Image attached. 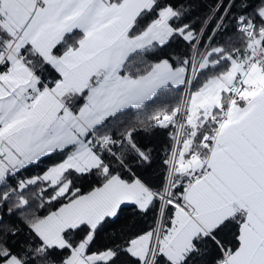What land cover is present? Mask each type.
I'll use <instances>...</instances> for the list:
<instances>
[{
	"label": "snow or ice",
	"instance_id": "snow-or-ice-1",
	"mask_svg": "<svg viewBox=\"0 0 264 264\" xmlns=\"http://www.w3.org/2000/svg\"><path fill=\"white\" fill-rule=\"evenodd\" d=\"M197 7L0 0V264H264V0Z\"/></svg>",
	"mask_w": 264,
	"mask_h": 264
},
{
	"label": "trees",
	"instance_id": "trees-1",
	"mask_svg": "<svg viewBox=\"0 0 264 264\" xmlns=\"http://www.w3.org/2000/svg\"><path fill=\"white\" fill-rule=\"evenodd\" d=\"M182 2L186 6L189 3H193L194 6L197 4L199 5V7H197L196 11L193 13V15L195 16L206 11L207 10L206 5L214 3L215 0H182ZM197 27H199V25H197ZM178 98H179V93L172 92L169 94V97L167 98V102L172 103ZM149 107L152 106L150 105ZM167 131H171V129ZM150 139H151V147L155 149L153 153L155 162L153 163L152 167L147 170L146 175L150 177H154L156 174L159 173L161 169V162L164 158L165 143L168 140L167 132L165 130H158L154 135L150 137ZM133 211L134 210L131 208L124 209L120 214V218L110 227H108L106 231L101 233V240L103 241L108 235L112 233H120L121 230L124 231L134 230L135 228L139 227L143 223V221L139 216L133 215Z\"/></svg>",
	"mask_w": 264,
	"mask_h": 264
},
{
	"label": "crops",
	"instance_id": "crops-1",
	"mask_svg": "<svg viewBox=\"0 0 264 264\" xmlns=\"http://www.w3.org/2000/svg\"><path fill=\"white\" fill-rule=\"evenodd\" d=\"M258 83L260 84L261 87H264V81H260ZM254 91H256V90H254Z\"/></svg>",
	"mask_w": 264,
	"mask_h": 264
},
{
	"label": "built area",
	"instance_id": "built-area-1",
	"mask_svg": "<svg viewBox=\"0 0 264 264\" xmlns=\"http://www.w3.org/2000/svg\"><path fill=\"white\" fill-rule=\"evenodd\" d=\"M182 91H183V89H182Z\"/></svg>",
	"mask_w": 264,
	"mask_h": 264
}]
</instances>
